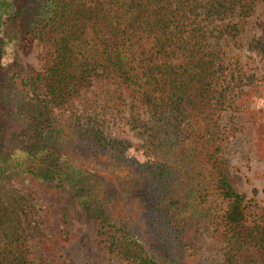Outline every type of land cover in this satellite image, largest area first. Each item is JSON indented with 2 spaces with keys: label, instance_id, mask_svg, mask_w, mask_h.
I'll use <instances>...</instances> for the list:
<instances>
[{
  "label": "trees",
  "instance_id": "16d2710c",
  "mask_svg": "<svg viewBox=\"0 0 264 264\" xmlns=\"http://www.w3.org/2000/svg\"><path fill=\"white\" fill-rule=\"evenodd\" d=\"M260 2L255 47L264 58V0H43L32 32L44 62L31 73L17 59L18 5L0 0V264H28L26 226L57 255L75 237L72 215L129 264H264V205L231 183L218 123L244 74L220 41L240 44ZM75 99L83 107L73 111ZM119 102L138 138L130 154L94 110ZM76 148L120 163L128 184L135 173L138 195L84 165ZM40 193L58 207L45 212L53 236L33 201ZM206 232L222 247L202 258L196 238Z\"/></svg>",
  "mask_w": 264,
  "mask_h": 264
},
{
  "label": "rangeland",
  "instance_id": "374dc122",
  "mask_svg": "<svg viewBox=\"0 0 264 264\" xmlns=\"http://www.w3.org/2000/svg\"><path fill=\"white\" fill-rule=\"evenodd\" d=\"M18 5L15 22L19 28L16 51L17 59L28 72H40L44 62L43 42L38 40L32 27L35 25L43 0H15ZM261 2L253 15L246 20V28L238 39L240 44L233 43L232 39H221L220 45L233 55H239L243 63L244 74L236 81L238 94L234 97L233 107L221 110L218 123L222 131L220 139V157L225 162L228 175L233 186L243 193L251 203L264 205V58L257 52L255 47L257 39L261 37L260 13ZM218 22V20H216ZM102 23L94 29L107 34V29ZM87 29V28H86ZM88 27V31L94 30ZM237 40V42H238ZM1 77V75H0ZM241 88L249 89L247 94L241 93ZM95 90V84H90L82 89V93L91 94ZM97 90V89H96ZM227 96V95H226ZM232 98L231 96L229 99ZM83 107L77 99L70 105V109ZM129 105L119 102L117 106H97L99 115L103 116L104 132L110 136H121L127 139V153L135 152L138 138L133 134L127 122ZM89 108V107H86ZM81 109V108H80ZM6 108L0 97V121ZM74 111V110H73ZM55 112L66 117L69 111L57 108ZM134 116L135 112L132 110ZM105 117V118H104ZM131 121V120H130ZM84 165L94 169L109 171L115 175L118 184L136 197L138 195L137 175L133 183L126 182L129 173L120 163L109 162L98 155L91 154L82 148H76L73 154ZM139 158L143 155L137 154ZM38 215L42 218L41 225H45V232L53 236L56 220L49 218L47 210L57 212V205L51 196L40 193L34 200ZM68 226L75 232V237L61 251L55 254L44 253L37 244V237L28 226L25 228L26 254L29 256L28 264H129L125 260L107 253L98 235L92 232L87 222L72 215ZM197 249L200 257L218 252L222 243L216 241L207 232L196 238ZM191 255L192 250L187 248L184 252ZM54 255V256H53ZM54 258V259H53Z\"/></svg>",
  "mask_w": 264,
  "mask_h": 264
}]
</instances>
